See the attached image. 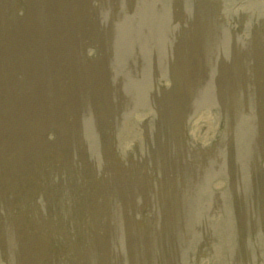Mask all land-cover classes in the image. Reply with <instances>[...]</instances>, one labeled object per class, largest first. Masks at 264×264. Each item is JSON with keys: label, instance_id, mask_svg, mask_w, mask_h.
<instances>
[{"label": "rangeland", "instance_id": "rangeland-1", "mask_svg": "<svg viewBox=\"0 0 264 264\" xmlns=\"http://www.w3.org/2000/svg\"><path fill=\"white\" fill-rule=\"evenodd\" d=\"M131 2L125 1V5L131 7L133 13H135V19H138L140 17H144L147 20L148 27L145 30L139 31L136 34L135 40L132 45H130V48L135 52V58L138 60V69L142 73L143 76V69H142V63L146 62L151 66V68L154 70L153 74L157 76L160 72V67L157 62V59L154 60V55L161 56L163 59H161L160 66L163 67L162 71L167 72L169 70V64L165 60L164 56L166 55V51L163 48L164 46L168 45V43L173 48H178L181 50V52L176 51L175 49L172 50V56L176 57L178 61H183V53L188 54L191 50H195L201 46V44H205L208 48L210 47L211 43L218 42L222 44V40L220 37L216 34H214L212 31H215V25L217 24L216 16L213 17L212 20H210V17L204 14L203 17V25L205 27V30H200L196 24L191 25L189 27V30H186L185 28H181L178 31H171L170 27L167 25V23L164 21L168 14V18L171 13H174L175 7L170 6V12L166 6V8H158L154 7V1L148 0L147 2H143L141 0H129ZM201 10V0H197L195 5L193 6V12H197ZM179 17H185L186 19H189L188 16L189 11H177L176 12ZM163 14V15H162ZM209 14V13H208ZM210 15V14H209ZM128 17V15H125ZM162 16V17H161ZM211 16V15H210ZM160 20H157V18H160ZM179 24V23H178ZM153 29V30H152ZM162 30L164 31V36L167 38V42H162L158 32ZM153 31V32H152ZM182 35L184 36V40L182 39ZM156 39L159 48L158 51L155 50L152 42L153 39ZM230 54L228 55V58L222 57V59L219 61L218 57L216 55H211L207 50L203 48V54H209V69L213 70V75L219 74L220 76H225V70L226 68H229L231 72H234L238 69L237 61L235 60V57L239 56H246L247 59H249V62H245L244 60H240L239 68L241 69H252L253 71L257 72V78L262 80L264 75V58L261 56L264 55V45H260L259 47L251 46L248 49L241 48L246 47L244 44H240L236 42L235 39H233V43H230ZM153 49V50H152ZM152 50V52L150 51ZM169 53V52H168ZM165 61V63H164ZM173 61H171L172 63ZM170 63V70L173 74L174 78V84L170 88L171 92L174 95H180V93H184V91L180 90L181 84V72L180 69L175 63V66H171ZM199 63L205 62L204 57L199 58ZM140 75L135 76L133 79L137 84V88L139 89H146L149 90V96L152 98L151 94V84L148 79L145 77H142ZM118 85L116 86V92L120 90V92L127 91L128 87H132L128 83V79L124 78L122 75H120V78L115 76L114 77ZM99 79V88L103 86L104 78L101 74L98 76ZM134 88V87H132ZM136 89V88H134ZM138 91V89H136ZM187 90V87L185 88ZM115 92V93H116ZM114 93V94H115ZM160 97L163 98V96L160 94ZM251 98V96H250ZM249 98V99H250ZM181 99H186L185 95L181 97ZM126 104H131L132 99L130 100H124ZM188 97L186 99V104H182L181 107L187 106ZM252 118L254 119L252 123L253 127V133H257L261 136V139L254 140V145L258 147V149H261V146L263 145V138H262V121L264 120V108H261L260 110H251ZM164 125L166 128L171 127V123L168 120L164 121ZM158 128L154 130V134L157 132ZM159 131V130H158ZM160 132V131H159ZM153 144L152 137H149V145ZM258 152L253 151L250 155V157H256ZM172 159H177L176 155H172ZM203 166L202 170L205 171L207 168V163L211 162V157H204L203 158ZM201 161V162H202ZM186 170V175H185ZM249 172V175L251 176V172ZM187 181V188L190 191V194L188 196L190 203L195 207L198 208L201 203V196L200 194H205L206 190L200 186V178L198 176L193 175V166L187 165L186 168L182 164H172L169 168V170L164 174L160 179H158L155 182V189H156V195L163 201L167 200L168 198L175 199L178 203L180 202V199L183 197V186L184 181ZM248 177H245L241 180V182L237 185H243L246 181H248ZM169 186L172 188L171 190V196L169 197L168 192V183ZM239 182V181H238ZM261 183V182H260ZM260 186V184H259ZM180 192V193H179ZM257 214L258 211H256ZM259 246L261 248H264V240L262 238L257 239L256 246ZM158 249L165 253L167 252V246L161 242L158 245Z\"/></svg>", "mask_w": 264, "mask_h": 264}, {"label": "bare ground", "instance_id": "bare-ground-1", "mask_svg": "<svg viewBox=\"0 0 264 264\" xmlns=\"http://www.w3.org/2000/svg\"><path fill=\"white\" fill-rule=\"evenodd\" d=\"M241 182V180L239 182H236V184H239Z\"/></svg>", "mask_w": 264, "mask_h": 264}]
</instances>
